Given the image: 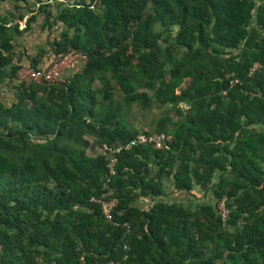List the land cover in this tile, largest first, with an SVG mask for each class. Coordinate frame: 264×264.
Returning <instances> with one entry per match:
<instances>
[{
  "label": "trees",
  "instance_id": "trees-1",
  "mask_svg": "<svg viewBox=\"0 0 264 264\" xmlns=\"http://www.w3.org/2000/svg\"><path fill=\"white\" fill-rule=\"evenodd\" d=\"M6 1L0 83L15 98H0V264H264V0H34L59 31L30 68L85 56L53 82L19 79L16 38L37 11L21 28L28 0H9L17 13ZM136 103L175 109L156 126L170 147L121 151L106 183L90 137L134 138ZM166 179L176 193L225 198L228 218L218 204H138L164 196ZM93 198L118 200L113 219Z\"/></svg>",
  "mask_w": 264,
  "mask_h": 264
},
{
  "label": "rangeland",
  "instance_id": "rangeland-1",
  "mask_svg": "<svg viewBox=\"0 0 264 264\" xmlns=\"http://www.w3.org/2000/svg\"><path fill=\"white\" fill-rule=\"evenodd\" d=\"M21 8L19 11L25 14V17L20 21V27H25V20L27 17L31 15L30 10H36L37 19L32 24L31 29L24 32L21 36L17 35L16 41L17 46L16 50L22 54V66L24 67H31L30 58L31 56L37 55L40 48H45L50 50V46L48 44V39H52L54 35L58 34L59 30H53V34H49V30L44 27V14L39 12L38 10V3H35L34 0H28L27 2L21 3ZM4 10L6 11H13L17 13L16 8L14 7V2L7 0L4 2L3 5ZM53 11H55V5L49 7ZM57 27V25H55ZM176 30V27H175ZM53 54L48 53L43 62L41 63L40 67H45L52 62ZM67 62H63L59 65V68L64 71ZM115 96L120 97V91L114 89ZM0 98L5 101L6 103H10L14 100V89L12 87H6V83H0ZM184 105L182 104L181 107ZM169 116L173 119H176V111L172 107L168 108L167 106L159 107L156 104H153L151 107H142L140 104L136 103L129 107L126 120L129 125L133 128L138 129L139 131H149L155 132L157 123L161 118ZM170 127V125L168 126ZM92 141L91 147L88 149V153L91 155H97L99 153H103V147L98 145L92 137H90ZM166 195L163 198L155 197L153 201H157L159 199H165L168 202L178 201L182 202L186 205L191 207H195L197 204L202 203H211L213 205L218 204L217 210H219L220 201L215 199L213 192H204L201 188H197L195 191L198 194H186L184 197L180 194H173L172 192V182L171 180H165L164 182ZM148 202L142 199L138 200V204L143 206L146 205ZM218 212V211H217Z\"/></svg>",
  "mask_w": 264,
  "mask_h": 264
},
{
  "label": "built area",
  "instance_id": "built-area-1",
  "mask_svg": "<svg viewBox=\"0 0 264 264\" xmlns=\"http://www.w3.org/2000/svg\"><path fill=\"white\" fill-rule=\"evenodd\" d=\"M65 62L63 59L55 62L48 68L44 69H33L22 66L18 72V76L20 80H24L27 82L30 81H65L64 77L62 76V70L59 68ZM260 65L256 63L252 68V71H255ZM188 105H184L183 108H187ZM173 138V134L169 132H146L140 131L134 138L130 139L125 143H120L119 145L114 146H103V153L107 155L108 163V171L109 177L106 183L110 182L112 176L116 172V163H117V156L121 151L129 150L136 145L141 144H151L154 148L157 149H167L170 147V141ZM97 202L101 203L103 206L105 217L109 220L113 219V210L117 206L118 200L116 198L112 199H103V198H93ZM218 214L222 217L224 221L229 216V209H227L225 205V198L220 201ZM108 264H115L113 261L109 262Z\"/></svg>",
  "mask_w": 264,
  "mask_h": 264
},
{
  "label": "crops",
  "instance_id": "crops-1",
  "mask_svg": "<svg viewBox=\"0 0 264 264\" xmlns=\"http://www.w3.org/2000/svg\"><path fill=\"white\" fill-rule=\"evenodd\" d=\"M63 60L65 62H67L63 72L66 71L67 73H75V72L79 71L81 69L82 65L84 64L85 56L81 55V54H73V55L68 56L67 58H64ZM166 180H170V179H166ZM171 182H172V180H171ZM172 186H173V184H172ZM172 192H173V194H180L181 196L183 195L184 197H186L185 195L187 194V193H176L174 188H172ZM163 197L164 196H162L161 198H163ZM141 199L143 200V202H144V200L147 201L148 203L154 202L153 199L150 197H142Z\"/></svg>",
  "mask_w": 264,
  "mask_h": 264
}]
</instances>
